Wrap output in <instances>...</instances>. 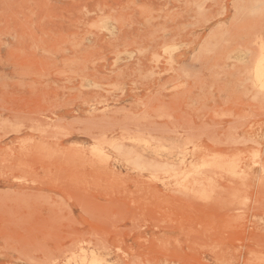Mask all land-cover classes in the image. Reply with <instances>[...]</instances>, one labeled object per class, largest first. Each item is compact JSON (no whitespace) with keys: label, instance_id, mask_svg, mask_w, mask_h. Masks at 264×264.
<instances>
[{"label":"rangeland","instance_id":"rangeland-1","mask_svg":"<svg viewBox=\"0 0 264 264\" xmlns=\"http://www.w3.org/2000/svg\"><path fill=\"white\" fill-rule=\"evenodd\" d=\"M264 0H0V264H264Z\"/></svg>","mask_w":264,"mask_h":264},{"label":"bare ground","instance_id":"bare-ground-1","mask_svg":"<svg viewBox=\"0 0 264 264\" xmlns=\"http://www.w3.org/2000/svg\"><path fill=\"white\" fill-rule=\"evenodd\" d=\"M261 65H262V67H261L260 73H261V77H264V59H263Z\"/></svg>","mask_w":264,"mask_h":264}]
</instances>
